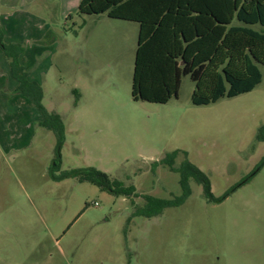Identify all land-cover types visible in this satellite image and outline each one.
I'll list each match as a JSON object with an SVG mask.
<instances>
[{
	"label": "rangeland",
	"instance_id": "obj_1",
	"mask_svg": "<svg viewBox=\"0 0 264 264\" xmlns=\"http://www.w3.org/2000/svg\"><path fill=\"white\" fill-rule=\"evenodd\" d=\"M80 1L0 0L2 42L21 46L42 109L63 125L60 139L39 125L0 49V264H264V66L253 91L207 106L192 105L188 76L166 104L133 101L138 24L81 15ZM172 155L220 201L190 180L182 205L135 215L143 196H181ZM77 170L138 197L63 177Z\"/></svg>",
	"mask_w": 264,
	"mask_h": 264
},
{
	"label": "trees",
	"instance_id": "obj_2",
	"mask_svg": "<svg viewBox=\"0 0 264 264\" xmlns=\"http://www.w3.org/2000/svg\"><path fill=\"white\" fill-rule=\"evenodd\" d=\"M81 15H102L137 23L131 97L133 101L166 104L177 98L182 78L194 83L191 103L207 106L220 99H231L253 91L262 80L264 66V0H81ZM0 49L9 64V73L17 83L16 92L32 101L44 120L40 126L52 130L60 139L63 125L56 115H48L40 105L41 88L28 81L20 64L22 48L5 45L0 33ZM53 123L48 125V121ZM258 139L264 141V128ZM175 155L166 160L180 175L181 196L161 200L143 196L144 204L135 215L151 218L165 209L182 205L190 195L189 181L200 185L208 200V177L189 161L173 168ZM59 162L58 152L55 166ZM57 163V164H56ZM79 176L113 196L138 197L132 187L95 170L72 171L63 177Z\"/></svg>",
	"mask_w": 264,
	"mask_h": 264
},
{
	"label": "built area",
	"instance_id": "obj_3",
	"mask_svg": "<svg viewBox=\"0 0 264 264\" xmlns=\"http://www.w3.org/2000/svg\"><path fill=\"white\" fill-rule=\"evenodd\" d=\"M96 205V204H95Z\"/></svg>",
	"mask_w": 264,
	"mask_h": 264
}]
</instances>
